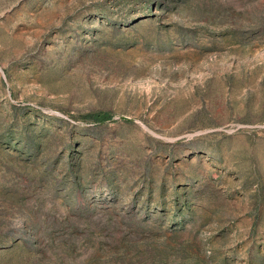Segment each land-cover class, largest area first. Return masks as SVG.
<instances>
[{
    "label": "rangeland",
    "instance_id": "1",
    "mask_svg": "<svg viewBox=\"0 0 264 264\" xmlns=\"http://www.w3.org/2000/svg\"><path fill=\"white\" fill-rule=\"evenodd\" d=\"M0 264H264V0H0Z\"/></svg>",
    "mask_w": 264,
    "mask_h": 264
},
{
    "label": "trees",
    "instance_id": "2",
    "mask_svg": "<svg viewBox=\"0 0 264 264\" xmlns=\"http://www.w3.org/2000/svg\"><path fill=\"white\" fill-rule=\"evenodd\" d=\"M90 117L96 120L97 122H104L110 118V116L105 113H96L91 115Z\"/></svg>",
    "mask_w": 264,
    "mask_h": 264
}]
</instances>
